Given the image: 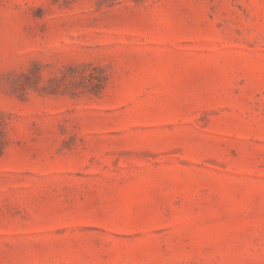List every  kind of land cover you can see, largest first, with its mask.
I'll return each mask as SVG.
<instances>
[{
    "label": "rangeland",
    "instance_id": "374dc122",
    "mask_svg": "<svg viewBox=\"0 0 264 264\" xmlns=\"http://www.w3.org/2000/svg\"><path fill=\"white\" fill-rule=\"evenodd\" d=\"M0 264H264V0H0Z\"/></svg>",
    "mask_w": 264,
    "mask_h": 264
}]
</instances>
